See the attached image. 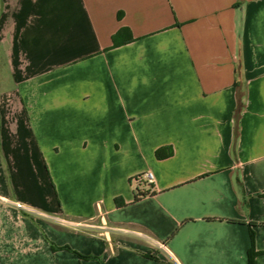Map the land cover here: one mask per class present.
Returning <instances> with one entry per match:
<instances>
[{
	"label": "crops",
	"instance_id": "obj_1",
	"mask_svg": "<svg viewBox=\"0 0 264 264\" xmlns=\"http://www.w3.org/2000/svg\"><path fill=\"white\" fill-rule=\"evenodd\" d=\"M0 60V264H264V0H0Z\"/></svg>",
	"mask_w": 264,
	"mask_h": 264
},
{
	"label": "trees",
	"instance_id": "obj_2",
	"mask_svg": "<svg viewBox=\"0 0 264 264\" xmlns=\"http://www.w3.org/2000/svg\"><path fill=\"white\" fill-rule=\"evenodd\" d=\"M239 111H240V105H239V110H238V113H237L236 118L240 115ZM156 154L159 157L163 155V154H161V149H158L157 152H156ZM170 154H171V152L170 151H167L166 154H164V155L169 156ZM144 195H145V192L142 191L141 189H139L137 187L136 188V198H135V200L140 199ZM250 234H251V236H250L251 247L249 248L248 262H249V264H254V258L256 256L257 251H255V247H254V237H253L254 236V233H253L252 230L250 231ZM66 248H68V247H66ZM79 256H81V255H79Z\"/></svg>",
	"mask_w": 264,
	"mask_h": 264
},
{
	"label": "built area",
	"instance_id": "obj_3",
	"mask_svg": "<svg viewBox=\"0 0 264 264\" xmlns=\"http://www.w3.org/2000/svg\"><path fill=\"white\" fill-rule=\"evenodd\" d=\"M144 177L146 178L147 181H149L150 183H152L154 181V177H153V174L149 172H146L144 174ZM18 206H21L20 204H18ZM80 222H77L76 225H79ZM142 236H144L150 243L154 244V245H160V246H163V243L157 239H154L150 236H148V234H142Z\"/></svg>",
	"mask_w": 264,
	"mask_h": 264
},
{
	"label": "rangeland",
	"instance_id": "obj_4",
	"mask_svg": "<svg viewBox=\"0 0 264 264\" xmlns=\"http://www.w3.org/2000/svg\"><path fill=\"white\" fill-rule=\"evenodd\" d=\"M1 61V60H0Z\"/></svg>",
	"mask_w": 264,
	"mask_h": 264
}]
</instances>
